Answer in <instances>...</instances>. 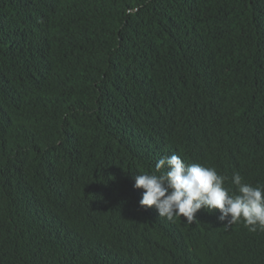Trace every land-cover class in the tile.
Listing matches in <instances>:
<instances>
[{
  "label": "trees",
  "instance_id": "obj_1",
  "mask_svg": "<svg viewBox=\"0 0 264 264\" xmlns=\"http://www.w3.org/2000/svg\"><path fill=\"white\" fill-rule=\"evenodd\" d=\"M172 154L264 186V0H0V264H264L140 206Z\"/></svg>",
  "mask_w": 264,
  "mask_h": 264
},
{
  "label": "clouds",
  "instance_id": "obj_2",
  "mask_svg": "<svg viewBox=\"0 0 264 264\" xmlns=\"http://www.w3.org/2000/svg\"><path fill=\"white\" fill-rule=\"evenodd\" d=\"M134 179V186L144 190L140 206H155L159 217L171 221L183 216L192 224L198 210L218 209L225 228L243 222L250 232L264 231V186L244 183L238 172L232 177L236 186L232 192L215 168L186 164L172 154L160 158L152 173L136 174Z\"/></svg>",
  "mask_w": 264,
  "mask_h": 264
}]
</instances>
